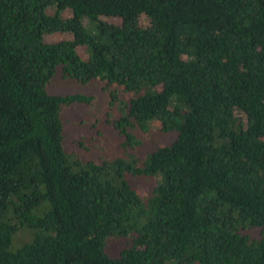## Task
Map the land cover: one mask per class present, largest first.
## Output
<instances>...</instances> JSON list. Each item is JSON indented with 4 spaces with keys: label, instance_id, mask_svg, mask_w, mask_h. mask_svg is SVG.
Masks as SVG:
<instances>
[{
    "label": "trees",
    "instance_id": "1",
    "mask_svg": "<svg viewBox=\"0 0 264 264\" xmlns=\"http://www.w3.org/2000/svg\"><path fill=\"white\" fill-rule=\"evenodd\" d=\"M58 69L177 139L72 160ZM0 264H264V0H0Z\"/></svg>",
    "mask_w": 264,
    "mask_h": 264
},
{
    "label": "rangeland",
    "instance_id": "2",
    "mask_svg": "<svg viewBox=\"0 0 264 264\" xmlns=\"http://www.w3.org/2000/svg\"><path fill=\"white\" fill-rule=\"evenodd\" d=\"M110 23L119 24V19H105ZM70 38L64 35L50 36V41ZM82 52V50H81ZM101 86V85H100ZM100 86L92 84L88 88L80 87L61 77L60 69L48 91L52 95L86 94L95 96L92 104H82L66 109L61 116L65 152L82 165L99 160L143 158L152 153L158 145H171L177 139L176 132L162 133L159 123H154L148 134L133 130L139 141V146L125 145L124 135L117 132L114 123H109V116L117 118V105L111 106L108 98L101 93ZM130 186L142 194L152 190L158 183L159 177L127 176Z\"/></svg>",
    "mask_w": 264,
    "mask_h": 264
}]
</instances>
